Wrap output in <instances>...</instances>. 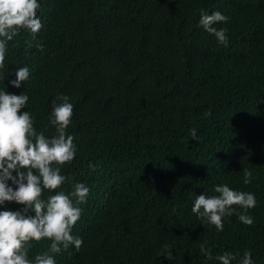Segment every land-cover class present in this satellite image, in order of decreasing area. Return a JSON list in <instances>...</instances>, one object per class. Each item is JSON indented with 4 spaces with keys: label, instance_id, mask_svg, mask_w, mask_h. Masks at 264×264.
<instances>
[{
    "label": "trees",
    "instance_id": "16d2710c",
    "mask_svg": "<svg viewBox=\"0 0 264 264\" xmlns=\"http://www.w3.org/2000/svg\"><path fill=\"white\" fill-rule=\"evenodd\" d=\"M39 3L42 28L8 42L0 91L27 95L35 113L49 115L63 96L73 105L66 131L76 156L61 169L65 183L41 198L88 187L77 206L99 225L101 252L94 260L99 243L85 241L62 264H220L224 252L239 264L245 250L264 264V0ZM202 11L227 17L214 25L226 30L227 46L199 24ZM20 67L46 88L13 86ZM36 126L57 135L55 126ZM218 184L255 195L253 225L239 221V206L223 231L192 212L197 195H218ZM22 207L6 201L0 211ZM32 244L31 260L48 251Z\"/></svg>",
    "mask_w": 264,
    "mask_h": 264
},
{
    "label": "clouds",
    "instance_id": "9594fccd",
    "mask_svg": "<svg viewBox=\"0 0 264 264\" xmlns=\"http://www.w3.org/2000/svg\"><path fill=\"white\" fill-rule=\"evenodd\" d=\"M40 7L39 0H0V69L5 68L9 41L21 30H29L34 39L42 28L37 16ZM226 20L227 17L219 11L212 14L202 11L199 24L214 34L219 43L227 46L226 30L214 27ZM262 37L264 40V34ZM37 47L43 50L44 46L39 44ZM15 75L16 79L11 83L17 88L27 83L46 88L38 75L29 76L27 67L18 68ZM59 99L63 102L54 104L48 115V109L38 113L32 111L31 99L27 95L0 91V205L6 201L23 205L20 210L0 211V264H62V255L78 252L85 241L98 242L99 246L93 250L94 260H98L100 255L99 225L93 219L87 220L77 206L86 202L88 187L77 183L71 193L59 191L47 200L41 198L44 190L54 191L65 183L67 177L61 174V169L71 164L76 156L74 137L66 131L71 124L73 105L67 96ZM25 106V111L21 113ZM34 124L40 130L46 125L50 129L55 126L57 135L46 137L43 132L36 131ZM99 129V123H96L95 132ZM191 136L197 139L195 129L191 130ZM9 180L16 187H10ZM251 182L252 172L244 168L243 183L248 185ZM213 192L218 195H197L192 212L199 219L223 231V218L231 217L237 212L233 206H239L243 210L238 214L239 221L253 225V217L247 212L256 207L254 194L232 190L227 184L215 185ZM33 241L40 242L43 250L45 246L48 251L31 260L29 250ZM199 252L208 259L213 258L210 250L203 245ZM171 255L169 252L165 257L170 259ZM236 258L231 252L215 257L220 264H231ZM239 264H253L250 251H244Z\"/></svg>",
    "mask_w": 264,
    "mask_h": 264
}]
</instances>
